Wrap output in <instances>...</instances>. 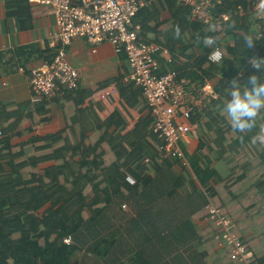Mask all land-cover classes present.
Returning <instances> with one entry per match:
<instances>
[{
  "label": "trees",
  "instance_id": "obj_1",
  "mask_svg": "<svg viewBox=\"0 0 264 264\" xmlns=\"http://www.w3.org/2000/svg\"><path fill=\"white\" fill-rule=\"evenodd\" d=\"M143 1L134 20L141 24L139 39L160 46L154 54L159 73L175 71L179 77L197 83L217 81L218 96L191 115L199 140L197 148L190 152L187 143H182L187 164L160 149L142 90L126 78L132 68L124 52L120 55L126 62L125 71L113 81L121 100L143 113L127 134L121 132L127 120L120 110L102 121L89 109L77 108L94 90L110 82L94 90L80 84L74 89L61 87L40 102H1L0 264H74L77 239L84 227L96 221L117 194L141 192L164 167L174 171L168 196H179L180 192L188 197L202 196L199 210L208 225L207 234L195 227L199 242L221 241L230 264H242L232 257L234 245L227 242L212 218L211 201L234 224L235 237L252 252L251 263L264 264V143L254 139L264 125V109L254 127L244 131L233 129L224 110L229 99L227 81L233 77L243 80L256 71L248 57H264V12L254 9L262 0H214L210 23L192 18L190 8L179 0ZM160 8L171 14L172 38L167 30L159 29L163 23ZM6 10L17 18L25 16L29 1L7 0ZM223 13L229 14L228 20H222ZM177 28L179 35L175 34ZM247 33L255 39L249 49L243 41ZM205 37H213L214 42L206 45ZM217 46L223 58L210 62L208 54ZM195 47L202 54L191 55L189 51ZM52 54L48 61L56 51ZM60 99L65 103L66 128L43 136L35 133L36 127L47 121L50 105ZM68 105L72 112H67ZM76 124L79 138L74 136ZM24 134H29L28 138L13 143L14 136ZM128 175L135 184L127 181ZM191 224L194 226L193 221ZM115 239L111 234L96 242L93 253L105 255ZM124 264L149 263L137 252Z\"/></svg>",
  "mask_w": 264,
  "mask_h": 264
},
{
  "label": "crops",
  "instance_id": "obj_2",
  "mask_svg": "<svg viewBox=\"0 0 264 264\" xmlns=\"http://www.w3.org/2000/svg\"><path fill=\"white\" fill-rule=\"evenodd\" d=\"M6 3L7 0H0V103L12 101L16 105H23L32 101L27 70L41 65L51 57L54 50L50 46V40L57 30V25L50 7L46 5L29 3L27 15L17 18L7 14ZM160 10L163 23L159 29L167 30L168 36L172 38L173 33L169 27L171 14L167 9ZM162 40L164 42L165 38ZM189 53L199 55L202 51L195 47ZM67 58L78 69L80 87L84 89L94 90L104 83H112L114 78L125 71L126 62L121 60L120 52H117L109 41L92 45L84 38H74L67 46ZM210 82L213 85L217 83L216 80ZM64 105L62 99L52 103L47 121L37 126L34 132L43 136L66 128ZM79 107L89 109L102 121L115 110H120L127 120L122 134H127L143 114L127 106L119 94L103 101H96L88 96L77 108ZM72 109V106L68 105L67 112H72ZM28 125L29 123H26V126ZM75 127L74 136L79 138L80 134L76 132L80 129L79 124ZM28 136L29 134L14 136L12 141L19 143ZM198 142L197 135L191 136L187 143L188 150L193 152ZM172 172L168 167H164L141 192L132 190L126 194H117L101 216L85 228L89 240L78 237L79 247L73 255V263L124 264L137 252H141L149 264L232 263L221 241H198L195 227L199 233L207 234L208 225L207 217L199 210L202 196L199 199L180 192L179 196L170 197L167 193L172 191V183L165 193L166 196L161 195L163 189L158 188L173 181ZM105 212L108 214L106 221L114 224L110 229L104 230L99 220L104 217ZM94 222L101 231L94 229ZM111 234H115L116 239L109 251L105 255L93 253L95 243Z\"/></svg>",
  "mask_w": 264,
  "mask_h": 264
},
{
  "label": "built area",
  "instance_id": "obj_3",
  "mask_svg": "<svg viewBox=\"0 0 264 264\" xmlns=\"http://www.w3.org/2000/svg\"><path fill=\"white\" fill-rule=\"evenodd\" d=\"M31 4L50 7L55 17L57 30L50 40V46L56 51L51 61H44L37 67L27 70L32 101L40 102L52 97L61 87L74 89L80 84V73L67 58V46L74 38L86 39L92 45L109 41L117 52H124L132 71L126 78L131 79L142 90L147 110L153 118L155 141L160 149L177 157L185 164L187 159L182 143L196 135V125L191 123L195 109L205 107L218 96L215 86L209 81L197 83L185 77H179L175 71L159 73V64L154 54L160 50L155 42L139 39L141 24L134 19L144 6L143 0H28ZM190 8L191 17L210 23L213 20L214 0H179ZM260 2L255 10L264 12ZM228 20L229 14L220 15ZM210 62H219L223 52L217 46L208 54ZM24 71L25 69L22 68ZM119 94L115 82L94 90L91 97L96 101L109 99ZM1 135V131H0ZM188 148V147H187ZM135 184L134 178L126 177ZM209 211L223 231V237L234 245L232 257L242 264H252V252L232 232L233 223L226 219L211 201ZM70 242V237L65 238Z\"/></svg>",
  "mask_w": 264,
  "mask_h": 264
},
{
  "label": "clouds",
  "instance_id": "obj_4",
  "mask_svg": "<svg viewBox=\"0 0 264 264\" xmlns=\"http://www.w3.org/2000/svg\"><path fill=\"white\" fill-rule=\"evenodd\" d=\"M175 34L179 35L178 28ZM243 41L246 49L252 48L255 43L253 34H245ZM213 42V37L204 38L206 45ZM248 62L256 71L248 74L243 80L233 77L227 81L226 87L229 99L224 104V110L230 117L233 129L239 131L253 128L261 109H264V72L260 71L264 68V57L250 56ZM254 139H259L264 143V125H261L260 132Z\"/></svg>",
  "mask_w": 264,
  "mask_h": 264
},
{
  "label": "rangeland",
  "instance_id": "obj_5",
  "mask_svg": "<svg viewBox=\"0 0 264 264\" xmlns=\"http://www.w3.org/2000/svg\"><path fill=\"white\" fill-rule=\"evenodd\" d=\"M196 130V129H195ZM173 181H170L169 182V184H162L161 185V187L160 188H158V189H163V191H162V193H161V195L162 196H166L165 195V193H166V191H167V189H169L170 187H171V183H172ZM168 185H169V187H168ZM120 212V211H119ZM106 217H108V214H107V212H105L104 213V217L102 216L101 218H100V220H99V222H100V224H102V229H106V228H108V229H110L111 227H112V225L114 224V222H112V223H110V222H108V221H106ZM133 223V222H132ZM90 224V223H89ZM92 225H94L93 227H95L94 229L95 230H100L101 231V229L100 228H98V226L96 225V223L94 222V223H92ZM87 227V225L84 227V228H86ZM220 229V228H219ZM80 238L81 239H84V240H89V238L86 236V233H85V231H82V233H80ZM123 238V237H122ZM136 254V253H135Z\"/></svg>",
  "mask_w": 264,
  "mask_h": 264
}]
</instances>
